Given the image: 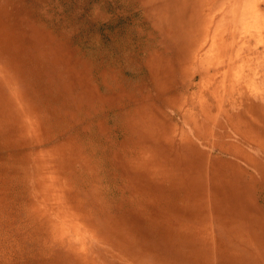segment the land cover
Returning a JSON list of instances; mask_svg holds the SVG:
<instances>
[{"label":"rangeland","instance_id":"rangeland-1","mask_svg":"<svg viewBox=\"0 0 264 264\" xmlns=\"http://www.w3.org/2000/svg\"><path fill=\"white\" fill-rule=\"evenodd\" d=\"M253 222L264 0H0V264H264Z\"/></svg>","mask_w":264,"mask_h":264},{"label":"bare ground","instance_id":"bare-ground-1","mask_svg":"<svg viewBox=\"0 0 264 264\" xmlns=\"http://www.w3.org/2000/svg\"><path fill=\"white\" fill-rule=\"evenodd\" d=\"M185 2H186V0H185ZM216 17V16H215ZM169 61V60H168ZM237 199V198H236ZM236 204V203H235ZM223 213H226L225 212V209L223 208ZM252 225H253V228L254 229H258V227H260L262 230H264V228L262 227V224L260 223V225H258L257 223H251ZM224 225H222V227H223ZM249 228H251V227H249ZM241 232V231H240ZM264 232V231H263ZM238 234H239V232H238ZM242 234H245V231H243V233ZM247 234H248V236H249V231L247 232ZM235 235V234H234ZM241 235V234H240ZM242 241L245 243V241H246V236H245V238L244 239H242ZM242 241H236L238 244L239 243H241V244H243V242ZM247 244V243H246ZM245 244V245H246Z\"/></svg>","mask_w":264,"mask_h":264}]
</instances>
